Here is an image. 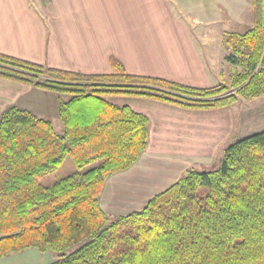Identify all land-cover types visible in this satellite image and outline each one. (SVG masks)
<instances>
[{
  "label": "trees",
  "instance_id": "16d2710c",
  "mask_svg": "<svg viewBox=\"0 0 264 264\" xmlns=\"http://www.w3.org/2000/svg\"><path fill=\"white\" fill-rule=\"evenodd\" d=\"M252 5V27L225 40L229 85L129 74L116 59L112 73L83 74L0 53V78L56 94L64 126L59 135L18 106L0 116V257L37 249L61 253L51 264H264V131L231 144L216 170L188 169L141 210L111 220L100 204L108 179L149 142L148 116L113 98L218 110L264 96V0Z\"/></svg>",
  "mask_w": 264,
  "mask_h": 264
},
{
  "label": "crops",
  "instance_id": "0c3cea01",
  "mask_svg": "<svg viewBox=\"0 0 264 264\" xmlns=\"http://www.w3.org/2000/svg\"><path fill=\"white\" fill-rule=\"evenodd\" d=\"M126 1L0 0V53L83 74L112 73L110 59H116L129 74L196 88L216 85L222 65L213 55L219 74L215 77L208 72L196 39L183 32L184 26L177 19H171L177 25V33L137 34L139 24L145 21L147 5L155 10L157 2L165 0H141L133 6H125ZM193 24L201 25V21L193 18ZM120 39L123 47L110 44ZM70 55L86 57L83 66L87 67L80 68ZM52 94L0 78V116L11 106L44 111L37 105L52 101ZM139 99L147 101H113L148 116L149 142L136 164L106 182L100 197L106 213L124 211L126 205L143 208L188 169L204 168L220 159L235 139L232 107L192 110ZM135 105L144 108L137 109ZM28 250H32L34 258L38 257L40 251Z\"/></svg>",
  "mask_w": 264,
  "mask_h": 264
},
{
  "label": "rangeland",
  "instance_id": "374dc122",
  "mask_svg": "<svg viewBox=\"0 0 264 264\" xmlns=\"http://www.w3.org/2000/svg\"><path fill=\"white\" fill-rule=\"evenodd\" d=\"M140 3L141 0H127L125 6H133L135 2ZM148 10L144 11V22L139 24L137 34L142 36H149L150 34H166L170 31L177 33L175 23H172L171 19H177V22L182 27L183 32H187L194 37L195 43L200 49V56L204 58L208 72L215 77L218 76L217 69L215 68L216 61L222 65L220 71L221 78L217 79L216 85L220 83L230 84L231 82V70L232 66L226 61L228 54L225 40L230 33H245L253 25V10L251 1L249 0H165L164 2H157L155 10H150V6L147 5ZM193 18H198L201 21V25H194ZM139 20V19H138ZM139 23V21H138ZM173 27V31L171 29ZM127 28V27H126ZM133 33V32H131ZM207 33L208 36L204 38L203 34ZM141 36V37H142ZM111 45H117L123 47L121 39L117 42H110ZM213 51V53H212ZM213 55L216 61L213 60ZM212 56V57H211ZM147 57V55H146ZM79 55H70V60L78 64L80 68L83 66L84 59ZM144 58V57H143ZM112 59L110 62L112 64ZM222 71V72H221ZM214 72H216L214 74ZM215 86V85H214ZM52 101H45L43 105L37 106L44 107V111H33L40 118L49 120L54 127L57 134H64V126L59 117V100L56 94H52ZM68 98V97H66ZM113 101H147L139 98L121 97ZM47 103V104H46ZM136 108L139 105H135ZM232 111L235 116V139L232 142L242 140L246 137L254 135L256 133L264 131V96L261 98L245 100L239 99V101L232 106ZM225 152V151H224ZM224 153L220 155V159H217L214 163L206 165L204 168L197 167L198 171H210L216 170L221 165V160ZM218 158V156H217ZM71 161L68 159L65 165L59 170L58 175L66 174ZM113 177V176H112ZM115 177V178H114ZM110 178L117 179V176ZM47 179V180H45ZM53 179V178H52ZM51 179V180H52ZM44 184H47L48 178L42 179ZM126 205L124 211H110L108 217L112 220L116 216L128 214L133 211L141 210L135 209ZM79 246H75L66 251L69 254ZM32 250L26 252L12 254L7 257H0V264H51L58 261L61 258V253L58 252H39L38 257L32 256Z\"/></svg>",
  "mask_w": 264,
  "mask_h": 264
}]
</instances>
